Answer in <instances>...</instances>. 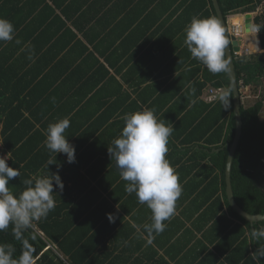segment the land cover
Masks as SVG:
<instances>
[{
    "label": "trees",
    "instance_id": "16d2710c",
    "mask_svg": "<svg viewBox=\"0 0 264 264\" xmlns=\"http://www.w3.org/2000/svg\"><path fill=\"white\" fill-rule=\"evenodd\" d=\"M127 1L102 0L98 5L100 0H0V16L13 22L15 37L22 41L21 45L15 40L0 42V154L11 151L9 165H23L10 187L19 193L25 187L23 180L50 171H58L65 185L62 193L54 188L59 193L54 194L55 209L46 219L34 222L29 233L36 236L30 240L34 264H254L251 254L259 244H250L246 235L253 225L231 207L226 194V162L235 135L233 90L228 109L218 99H204L209 89H232L231 81L224 73H210L193 59L181 38L183 46L170 52L167 70L161 74L165 79L150 85L148 77L140 78L139 97L148 108L162 103L159 110L170 104L176 109L178 120L170 125L174 126L172 134H178L175 138L182 139L172 142L169 138L167 159L180 183L193 170L189 160L195 156L188 154L196 146L214 144L219 148L212 158L219 174L209 172L195 186H182L176 211L185 204V214L190 213L187 220L199 215L192 222L193 229L186 228L180 238L176 232L168 237L164 231L148 235L152 239L147 243L126 218L137 220L134 210L140 211L144 205L138 203L135 193L125 191L127 182L121 180L108 146L124 127L119 116L135 108L122 84L128 76L129 70L127 74L122 70L129 57L126 62L123 43H116L128 27L113 39L121 31L120 22L115 23L117 6ZM142 2L148 4L141 14L169 7L167 31L173 35L183 31L193 15L217 18L212 0H139ZM219 4L228 25L239 14L253 13L251 22L260 25L258 36L264 46V0H219ZM124 7L121 12L129 14L132 9ZM101 15L107 18L106 24L90 25L102 19ZM233 23L240 24V19ZM91 28L97 29L96 38L88 41L99 56L81 38H90ZM28 43L34 49L31 60L20 50ZM234 63L241 96L245 88L256 93L262 87L257 100L241 107L242 135L231 171L234 196L249 213H264V120L260 117L264 56L234 53ZM166 115L163 113V119ZM62 117L70 119L65 134L76 148V162L71 164L65 154L49 153L42 146L48 124ZM49 159L56 164L47 167ZM132 199L136 200L134 207L127 205ZM109 213L116 216L114 223L109 221ZM176 219L165 222V230L176 225ZM255 227H264V221ZM0 243L14 244L19 255L21 245L11 235V228L0 232Z\"/></svg>",
    "mask_w": 264,
    "mask_h": 264
},
{
    "label": "clouds",
    "instance_id": "9594fccd",
    "mask_svg": "<svg viewBox=\"0 0 264 264\" xmlns=\"http://www.w3.org/2000/svg\"><path fill=\"white\" fill-rule=\"evenodd\" d=\"M229 29L232 31L230 26ZM249 31L260 32V25L250 24ZM184 32V44L191 57L204 65L210 73H224L230 79L232 55L226 51L230 42L220 20L215 16L193 15ZM15 34L13 22L0 16V42L15 40L17 45H21L22 41L17 39ZM20 50L29 60L33 58L34 49L30 43L24 44ZM231 91V88L222 90L215 97L224 109L230 107ZM121 119L124 127L120 135L112 140L111 146H108V154L111 160L115 161L121 180L127 182L125 191L128 194L135 193L138 203L146 204L151 210V223L143 225L142 232L134 225L137 232L140 235H158L165 231V221L176 214V202L183 191L179 174L167 159L169 138L174 126L159 118L154 108L148 107L126 113ZM69 127L68 117L50 122L42 146L49 153L65 154L67 163L71 164L76 162V148L65 134ZM9 160H12L11 151L0 154V232L11 228V235L20 243L21 248L17 256L14 244L0 243V264H34L35 249L30 240L34 241L36 236L29 233L34 222L46 219L55 209L54 194L62 193L65 185L58 171H50L48 174H36L23 180L24 189L16 193L10 187V182L20 177V168L23 165L12 167L8 163ZM53 164L56 163L49 159L47 167ZM54 188H58L59 193L55 192ZM252 216L249 213L244 214L248 224L253 225L246 235L251 241L250 244H259L258 249L251 254V259L254 264H261V258H264V227L256 228L255 225L264 219L250 220L249 217ZM256 216L262 217L260 214ZM108 219L114 223L116 216L109 213Z\"/></svg>",
    "mask_w": 264,
    "mask_h": 264
},
{
    "label": "crops",
    "instance_id": "0c3cea01",
    "mask_svg": "<svg viewBox=\"0 0 264 264\" xmlns=\"http://www.w3.org/2000/svg\"><path fill=\"white\" fill-rule=\"evenodd\" d=\"M134 1H135L134 3H129V0L127 1V3L121 2L120 5L117 6V8L119 9L117 10V20L115 21V23H118V21L120 22L121 27L119 28L121 31L117 30L118 35L117 34L113 35V39H114L117 36H119L120 33L124 32V30L128 27V30L126 31L127 33L122 37L121 36L117 37V41H116L117 45L119 43H123L122 52L125 53V55H127L126 62L128 61V57H129V62L127 63V66H125L122 70V74L126 73L129 70L128 76H126V78L122 81V84L124 89L130 93L131 98H129V103L132 101L130 103L131 107L133 106V102H134L135 108L132 110L130 109V111L126 113L135 112L148 106V104L142 103L141 97H139V93L143 87V86L138 87L139 81L148 77L147 81L151 85L165 79L166 76H163L161 74L165 70H167L168 62L170 61L168 59V57L170 56V52L172 54L173 51L183 46L182 44L183 41L180 42L179 38L184 40L183 34L185 33L183 30L180 31V33L178 34L173 35L171 32L167 31V27L170 25V22H168L169 7L163 5L159 7L156 13L153 12L152 14L149 13L148 15L147 13L141 14L142 12L140 11L143 8H146L145 6L148 3L146 2L145 4H143V2L139 3V0H134ZM102 3H103L102 0H100L98 5ZM121 7L127 9L129 8L132 10L129 14L125 15L126 12H121L120 9ZM153 8L154 5L152 4H150V6L148 7V9L151 10ZM245 15L239 14L237 18L234 19V20H237L238 18L240 19V24L243 29V34L240 36V45H241L240 54L243 53L246 48H249V52H248L249 54H255V55L260 54L264 56V46L260 43V38L258 34L253 33L251 31L247 32L245 29ZM101 17L102 19L100 18V20L98 19V21L95 20L94 22L90 23V25L95 26L97 28L106 24L104 21H106L107 18L102 15ZM253 18H254V14L252 13V21ZM96 28H91L90 38L86 39L83 36H81V38L90 47V49L93 50L99 56V53L95 50V48L91 44L92 42L88 41L89 39L94 40L96 38V31H94V29L97 30ZM129 33L131 34V36L124 41V38H127L126 36ZM231 33L233 32L231 31ZM99 40L100 38L97 39V41ZM139 49H141V51L138 53ZM145 52L147 53L144 54ZM140 60H142L141 63ZM118 79L119 80L122 79L121 74L118 75ZM243 92L244 93L242 96V104L245 102L251 104L261 96L262 87H260L256 93H254V91H251L250 88L243 89ZM207 95L208 92H205L204 99H206ZM135 102H137V105H135ZM129 103L127 101L128 106ZM161 104L162 103L158 104V107L152 106V108H154L156 111L157 110L159 111L157 115L161 119H163V113H166L167 119L165 120L167 124L169 125L171 123L174 124L178 120V118L174 117L176 115L175 114L176 109H172L173 105L170 104L168 107H164V108L162 107L163 110H159V108H161ZM124 114L120 115L119 117L121 118ZM260 117L261 119L264 120V104L260 112ZM177 135L176 133H174V135L172 134L170 136V140L172 142H175L177 140L179 141L180 139H182L180 136L178 137V139H176L175 136ZM181 147H183V145H181ZM217 150H219V148L214 144L212 145L206 144L202 148L196 146L195 149L191 150L188 155L195 156L194 159L192 158L191 160H189V164L193 166V170L189 174V177L186 180H183L181 186L193 187L197 183H199L202 179H204L205 178L204 176H208L209 172H212V176L214 175L217 176L219 174V170L217 169V164L214 161H212V158L217 153ZM203 185H205V183ZM136 200L132 199L128 201L127 205L134 207L136 205ZM116 206L118 207V205ZM184 208H185V204L182 207L180 206V210L176 211V214L173 216V218L176 219L177 217L176 219L177 224L173 226H169V228L165 230L167 233L166 236L171 237L176 232L177 237L180 238L182 237L183 233H186L185 231L186 228L192 227L193 229L192 222L196 219V217L199 214L196 213V215L189 221L186 219V216L190 215V213L187 211L185 214L186 210ZM134 211H136V217L138 215L137 220L132 219V216L131 217L126 216V218L130 220L134 232L137 231V227H139L142 232L143 231L142 226L151 223V215H152L151 210L147 207L146 204H144V207L141 208L140 211H138L137 208H135ZM138 218L140 219L139 222H138ZM173 218H171L170 221ZM178 218H180V220ZM134 225L137 227H134ZM194 231L198 233L197 230L194 229ZM198 235L200 237L201 233H199ZM142 238H146L148 240L147 243H149V241L151 242L152 239L148 237L147 233L143 234ZM160 253L161 254L163 253L162 250H160Z\"/></svg>",
    "mask_w": 264,
    "mask_h": 264
},
{
    "label": "water",
    "instance_id": "95a60500",
    "mask_svg": "<svg viewBox=\"0 0 264 264\" xmlns=\"http://www.w3.org/2000/svg\"><path fill=\"white\" fill-rule=\"evenodd\" d=\"M212 2L215 8V11H216L217 19L220 20L221 24L225 28L226 35L228 36V39L230 42V45L226 51L229 53V55H232V63L230 65L232 67V76L230 78V81H231L232 90H233V111H234V116H235V135H234L232 144L229 148L228 158L226 162V170H225L226 194H227L228 201L231 207L244 218V214L249 213V212L243 209L239 205L237 200L235 199L232 179H231L233 159H234V155L237 150V147L239 145V141L241 139L242 127H243L242 112H241L242 96H241V91L239 88V82L237 80V74L235 71V63H234V53L239 52L241 49L240 37H237L231 33L229 29V25L227 24L224 14L221 10L219 0H212ZM251 21H252V13H247L245 15V29L247 32H250L249 25L252 24ZM249 214L253 215L252 217H249L250 220L264 219V213H256V214L249 213ZM257 214H260L262 217L256 216ZM261 221H264V220H261Z\"/></svg>",
    "mask_w": 264,
    "mask_h": 264
},
{
    "label": "built area",
    "instance_id": "2783aa9c",
    "mask_svg": "<svg viewBox=\"0 0 264 264\" xmlns=\"http://www.w3.org/2000/svg\"><path fill=\"white\" fill-rule=\"evenodd\" d=\"M252 25H255L254 23H252ZM232 31L234 33L235 36L240 37L243 34V29L241 27V24H234L231 26ZM255 33V32H253ZM258 34V33H257ZM245 52H249V48L245 49ZM236 54L240 53L239 52H235ZM221 92L220 89H209L208 95L206 97L207 101H213L215 100V97H217L219 95V93Z\"/></svg>",
    "mask_w": 264,
    "mask_h": 264
},
{
    "label": "rangeland",
    "instance_id": "374dc122",
    "mask_svg": "<svg viewBox=\"0 0 264 264\" xmlns=\"http://www.w3.org/2000/svg\"><path fill=\"white\" fill-rule=\"evenodd\" d=\"M236 17H234V18H232L231 20V22H230V24H229V26L231 27L232 25H233V22H234V19H235ZM242 18V17H241ZM236 21V20H235ZM232 24V25H231ZM232 28V27H231Z\"/></svg>",
    "mask_w": 264,
    "mask_h": 264
}]
</instances>
